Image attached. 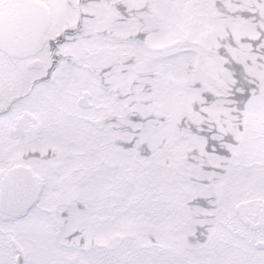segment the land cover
Listing matches in <instances>:
<instances>
[{
  "label": "snow or ice",
  "instance_id": "6c2138e0",
  "mask_svg": "<svg viewBox=\"0 0 264 264\" xmlns=\"http://www.w3.org/2000/svg\"><path fill=\"white\" fill-rule=\"evenodd\" d=\"M0 264H264V0H0Z\"/></svg>",
  "mask_w": 264,
  "mask_h": 264
}]
</instances>
